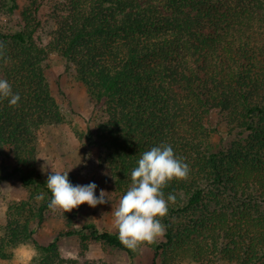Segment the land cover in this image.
Instances as JSON below:
<instances>
[{"label":"trees","instance_id":"16d2710c","mask_svg":"<svg viewBox=\"0 0 264 264\" xmlns=\"http://www.w3.org/2000/svg\"><path fill=\"white\" fill-rule=\"evenodd\" d=\"M46 3L54 26L43 45ZM18 9L0 0V17ZM23 17L0 29V79L20 96L16 105L0 99V182L18 178L29 195L8 207L0 260L33 242L34 264H92L62 258L63 238L132 253L93 225L34 241L33 225L51 211L35 166L38 133L64 123L44 70L58 55L94 105L85 139L121 198L154 146H172L189 166L187 179L163 189L175 202L161 218L164 241L146 245L154 258L264 264V0H32Z\"/></svg>","mask_w":264,"mask_h":264},{"label":"rangeland","instance_id":"374dc122","mask_svg":"<svg viewBox=\"0 0 264 264\" xmlns=\"http://www.w3.org/2000/svg\"><path fill=\"white\" fill-rule=\"evenodd\" d=\"M32 0H18L19 9L12 18L0 17V29L13 31L17 26H23V14L29 9ZM52 3H46L39 13L42 23L38 33L43 45L49 43V34L53 30L51 20ZM53 97L56 99L64 123L60 126L45 127L38 133L36 143V170L43 178L52 173L68 172L72 184L86 185L95 182L96 195L105 192L109 201L103 205L89 207L82 204L71 212L61 209L51 210L43 224L33 225L34 241L47 246L55 238L69 230H81L93 225L100 233L118 234L114 225V210L118 207L121 196L115 190L110 172L98 163V151L92 148L85 137L89 127L95 124L94 105L85 87L78 81L74 68L58 55H50L44 65ZM220 138H214L215 150L220 147ZM26 190L18 178L0 182V227L4 225L8 207L15 202L28 198ZM156 241L163 242V235ZM62 258L79 260L92 264H166L162 259H155L152 249L143 245L131 256L125 252L104 249L98 243H91L84 251L76 238H63L59 242ZM37 251L33 242L20 245L13 250V258L0 260V264H34ZM167 264H196L190 260H178ZM215 264H230L217 260ZM234 264V263H233Z\"/></svg>","mask_w":264,"mask_h":264},{"label":"clouds","instance_id":"9594fccd","mask_svg":"<svg viewBox=\"0 0 264 264\" xmlns=\"http://www.w3.org/2000/svg\"><path fill=\"white\" fill-rule=\"evenodd\" d=\"M5 98L10 105H16L20 100L8 81L0 79V99ZM68 173L51 172L48 175L46 184L51 192L49 209H61L66 213L82 204L94 208L109 201L103 190L96 195L95 182L74 185ZM188 175V164L175 155L170 145L154 146L140 156L131 171V186L113 213L122 246L137 252L143 245L155 243L164 234L161 218L167 215L168 205L175 202V196L169 194L165 199L163 189L171 181L187 179Z\"/></svg>","mask_w":264,"mask_h":264}]
</instances>
